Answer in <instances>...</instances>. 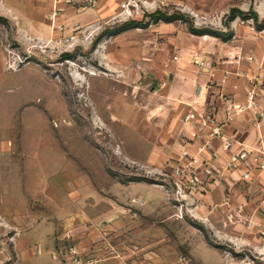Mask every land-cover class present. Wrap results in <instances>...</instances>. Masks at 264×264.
I'll use <instances>...</instances> for the list:
<instances>
[{
  "label": "rangeland",
  "instance_id": "rangeland-1",
  "mask_svg": "<svg viewBox=\"0 0 264 264\" xmlns=\"http://www.w3.org/2000/svg\"><path fill=\"white\" fill-rule=\"evenodd\" d=\"M122 1L72 23L69 14L86 9L61 5L53 17V2L46 18L34 2L19 11L14 0H0V264H92L78 241L90 223L169 217L168 235L182 237L179 260L203 238L233 264H264L262 192L224 180L214 193L204 173L179 176L180 148L158 88L180 32L228 35L181 38L198 66L197 58L208 61L201 44L252 45L264 18L252 9L194 14L177 0L152 7L138 0L140 16L126 18ZM238 1L245 0L230 4ZM226 198L245 209L227 212Z\"/></svg>",
  "mask_w": 264,
  "mask_h": 264
},
{
  "label": "crops",
  "instance_id": "crops-1",
  "mask_svg": "<svg viewBox=\"0 0 264 264\" xmlns=\"http://www.w3.org/2000/svg\"><path fill=\"white\" fill-rule=\"evenodd\" d=\"M14 1V8L19 11L27 7L30 1L36 3L38 12H44L46 18L53 10L52 0ZM113 1L119 0H99L95 6L84 10V13H70L69 20L75 23L85 16H95L101 11L99 4L102 9L103 5L106 9ZM139 1L152 7L158 0ZM177 1L185 3L194 14H212L220 11L225 15L237 9L240 13H237L236 17H239L247 15L246 12L252 9L255 18H264V0L238 1L237 4H230L231 0ZM198 2L200 6L204 3V9H199ZM220 2L226 4L220 8ZM67 9L69 12L72 8L68 6ZM63 12L64 10L60 16ZM180 33L182 35L176 37L178 55L170 62L168 81L158 87L168 100L167 109L163 111L168 115L170 127L175 132L173 137L177 139L176 146L180 148L175 165L184 168L185 173H204L207 186L213 189L224 180L233 187L250 183L252 189L262 192L259 208L262 206L264 210V170L257 167L248 169L251 157L264 151V27L258 28L256 33H250L254 38L252 45L241 43L231 46L230 43L222 42L223 45L218 48L216 45L211 47L209 44H201L199 48L206 51L208 58V66L205 68L190 62L192 46L181 40H190V35H195ZM196 37L202 40L212 38L208 34ZM214 49L217 51L214 52ZM218 49H221V52ZM229 67L238 69L233 70V74L222 73V70ZM163 71L167 72V69ZM161 74L164 75L163 72ZM199 87L201 91H198ZM251 94L254 96L253 100L249 98ZM191 114L195 116L185 120ZM210 114L221 127L220 135L213 134L217 125L206 120ZM227 142L231 143L229 147H226ZM184 151H187L188 155H185ZM238 153L241 158L245 155L244 160L234 163L232 157ZM189 162L190 166L186 167ZM248 170L250 176L246 179L244 174ZM217 192L215 189L214 193ZM221 206H224L222 208L227 212L237 210L241 213L239 210L245 209V205L231 202L229 198H226ZM207 218L214 224L212 215ZM167 222L173 225L174 219H159L149 225L127 219H101L97 224L90 223L91 226L79 232L78 241L82 246L83 258L92 264H188V261L194 264H233L226 253L214 248L203 238L195 243L190 241L188 253H185L187 260L180 261L178 256L182 237L181 234L169 236ZM224 222L229 224L227 218ZM144 225L148 227L142 230Z\"/></svg>",
  "mask_w": 264,
  "mask_h": 264
},
{
  "label": "built area",
  "instance_id": "built-area-1",
  "mask_svg": "<svg viewBox=\"0 0 264 264\" xmlns=\"http://www.w3.org/2000/svg\"><path fill=\"white\" fill-rule=\"evenodd\" d=\"M52 1L54 2V5H55V11H54L55 13H53V17L56 16L62 10L63 7L61 5L72 6V7H76L77 9H87L89 7L95 6L99 2V0H52ZM144 6H149V5L148 3L144 2ZM121 8H122V11L120 12V15L126 18L137 16L141 11V6L137 0H123L121 3ZM74 39L75 37H72V40ZM195 62L201 68H205L208 66V63L204 59L197 58ZM249 98L250 100H253L254 96L251 94ZM193 116H195V114H191L187 116L185 120H188L190 117H193ZM206 120L212 123H215L217 125L213 130V134L220 135L222 131H221V127L217 124L216 119L210 114L206 117ZM230 145L231 143L227 142L226 147H229ZM184 154L188 155V152L184 151ZM242 159L243 157L241 158L240 153L235 154L232 157V161L234 163H238V161H241ZM248 165H249L248 169H254L255 167H257L261 170H264V151H260V154L258 153V154L253 155V157H251V159L249 160ZM189 166H190V162L186 163V167H189ZM184 171H185L184 168H181V167H176L175 169V172L182 178H184L186 174L184 173ZM249 176H250V170H248L244 174V178L248 179ZM179 186L182 190L183 188L181 187V185ZM180 210H182V207ZM74 252H77V251H74ZM185 260H187V257L184 255H181L180 261H185ZM188 264H194V263L192 261H188Z\"/></svg>",
  "mask_w": 264,
  "mask_h": 264
},
{
  "label": "trees",
  "instance_id": "trees-1",
  "mask_svg": "<svg viewBox=\"0 0 264 264\" xmlns=\"http://www.w3.org/2000/svg\"><path fill=\"white\" fill-rule=\"evenodd\" d=\"M231 12L233 13L234 16L237 15V13H240V11L237 10V9H233ZM241 14H243V13L241 12ZM129 24H131V23H129ZM129 24H127L125 26V29H127V27L129 26ZM134 24H136V23H134ZM191 32L193 34H196V35H206V34H210V35H214V36H217V37H224L225 36L224 38H228V35H222L221 33H212L211 31H209L207 29H202V30H193L192 29Z\"/></svg>",
  "mask_w": 264,
  "mask_h": 264
},
{
  "label": "water",
  "instance_id": "water-1",
  "mask_svg": "<svg viewBox=\"0 0 264 264\" xmlns=\"http://www.w3.org/2000/svg\"><path fill=\"white\" fill-rule=\"evenodd\" d=\"M198 91H201V87H199ZM245 157V155H243V158Z\"/></svg>",
  "mask_w": 264,
  "mask_h": 264
},
{
  "label": "bare ground",
  "instance_id": "bare-ground-1",
  "mask_svg": "<svg viewBox=\"0 0 264 264\" xmlns=\"http://www.w3.org/2000/svg\"><path fill=\"white\" fill-rule=\"evenodd\" d=\"M95 73V72H94ZM91 74V73H90ZM80 75V74H79ZM81 76V75H80ZM84 76V75H83ZM81 78H83V77H81ZM78 80H81V79H78Z\"/></svg>",
  "mask_w": 264,
  "mask_h": 264
}]
</instances>
